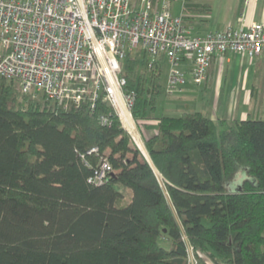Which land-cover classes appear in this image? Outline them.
Masks as SVG:
<instances>
[{
  "label": "trees",
  "instance_id": "obj_1",
  "mask_svg": "<svg viewBox=\"0 0 264 264\" xmlns=\"http://www.w3.org/2000/svg\"><path fill=\"white\" fill-rule=\"evenodd\" d=\"M166 63L123 62L150 159L103 96L66 108L0 76V264H264V120L157 117Z\"/></svg>",
  "mask_w": 264,
  "mask_h": 264
},
{
  "label": "built area",
  "instance_id": "obj_2",
  "mask_svg": "<svg viewBox=\"0 0 264 264\" xmlns=\"http://www.w3.org/2000/svg\"><path fill=\"white\" fill-rule=\"evenodd\" d=\"M0 50V76L18 81L26 94H44L66 108L89 93L94 102L103 96L141 149L124 60L145 54L152 66L164 57L171 67L166 91L175 96L188 85L202 87L214 59L264 54V20L194 37L166 0L156 6L151 0H0ZM111 171L102 162L94 181L103 183ZM189 253L191 264L192 248Z\"/></svg>",
  "mask_w": 264,
  "mask_h": 264
},
{
  "label": "crops",
  "instance_id": "obj_3",
  "mask_svg": "<svg viewBox=\"0 0 264 264\" xmlns=\"http://www.w3.org/2000/svg\"><path fill=\"white\" fill-rule=\"evenodd\" d=\"M197 2L212 7L211 3H206L204 0ZM224 2V17L222 19H214L213 14L191 16L192 21L189 24L191 36L200 37L209 32L225 30L228 27L247 28L253 23L264 20V0H224ZM183 4L181 13H173L174 15H182ZM213 76L215 77L212 78ZM213 79L217 80V87L219 86L218 99L224 97L223 108L219 105L218 107L215 101L212 108L215 114L221 113L225 119L233 120L238 117L242 104L247 107L240 113L242 119L248 115L259 117L264 115V107H262L264 106V54L254 59H248L242 54L227 53L220 60L214 59L206 83L201 88H208ZM183 93L185 94V92ZM253 104H259V109L253 108ZM147 127V131L142 130V137L140 136L143 140L157 133L156 122L149 123ZM147 133L149 134L147 135ZM205 261L203 263L207 264Z\"/></svg>",
  "mask_w": 264,
  "mask_h": 264
},
{
  "label": "rangeland",
  "instance_id": "obj_4",
  "mask_svg": "<svg viewBox=\"0 0 264 264\" xmlns=\"http://www.w3.org/2000/svg\"><path fill=\"white\" fill-rule=\"evenodd\" d=\"M166 1L169 2L170 10L172 13H175V14L181 13L183 0H166ZM204 2L206 3L208 2L212 4L213 13L211 12V14H213L214 19H217V18L222 19V17H224V11H223L224 9L223 4L225 3L224 0H221V1L220 0H206V1L204 0ZM0 54H1V50H0ZM170 70H171L170 65L166 63L164 70H163V75L161 78L162 92L158 99L157 111H156L157 117H161L163 115L179 116L183 112L200 111L215 121H218L220 118H224L221 113L217 115L212 111L213 110L212 108L215 105V101L217 103V106L219 105L223 108L222 105H223L224 97H219L218 99V96H217L219 94V89H218L219 86L217 87V80L213 79L211 83L209 84L208 88H201V87H197L194 85L192 86L188 85L184 91L185 94L182 93L179 95L170 96L166 94L167 92L166 88L168 84V75H169ZM215 70L216 69L214 68V71ZM214 77L215 76H213L212 78ZM259 107H260L259 104L258 105L253 104V108H256V110H258ZM243 109L246 110L247 107L246 106L244 107L241 104L240 112L237 117L241 120H242V114L240 113ZM260 118L264 120V115L260 116ZM133 120L135 122L136 134L137 135L139 134V136L142 137L141 135L142 130L147 131L148 127L139 126V124L135 121L134 117H133ZM148 134L149 133H147V135ZM141 139H142V142L140 143L141 150L149 158V155L146 151L145 144H144L145 140H143V138ZM205 262H207V264H216L215 262L208 260V259H206ZM200 263L205 264L203 263V261H200ZM200 263L197 260H194L193 257L191 258V264H200Z\"/></svg>",
  "mask_w": 264,
  "mask_h": 264
},
{
  "label": "bare ground",
  "instance_id": "obj_5",
  "mask_svg": "<svg viewBox=\"0 0 264 264\" xmlns=\"http://www.w3.org/2000/svg\"><path fill=\"white\" fill-rule=\"evenodd\" d=\"M128 120H129V122H130L131 126H133V127H134V123L132 122V120H131L130 118H128Z\"/></svg>",
  "mask_w": 264,
  "mask_h": 264
},
{
  "label": "water",
  "instance_id": "obj_6",
  "mask_svg": "<svg viewBox=\"0 0 264 264\" xmlns=\"http://www.w3.org/2000/svg\"><path fill=\"white\" fill-rule=\"evenodd\" d=\"M149 159V158H148Z\"/></svg>",
  "mask_w": 264,
  "mask_h": 264
}]
</instances>
